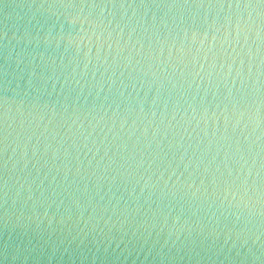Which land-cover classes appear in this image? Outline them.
I'll list each match as a JSON object with an SVG mask.
<instances>
[{
  "label": "water",
  "instance_id": "1",
  "mask_svg": "<svg viewBox=\"0 0 264 264\" xmlns=\"http://www.w3.org/2000/svg\"><path fill=\"white\" fill-rule=\"evenodd\" d=\"M0 264H264V0H0Z\"/></svg>",
  "mask_w": 264,
  "mask_h": 264
}]
</instances>
